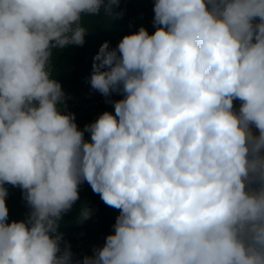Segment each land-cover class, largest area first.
Masks as SVG:
<instances>
[{
	"label": "clouds",
	"instance_id": "1",
	"mask_svg": "<svg viewBox=\"0 0 264 264\" xmlns=\"http://www.w3.org/2000/svg\"><path fill=\"white\" fill-rule=\"evenodd\" d=\"M119 4L0 0V264H72L58 229L84 181L119 215L82 264H264V0H154L153 34L95 55L91 88L123 98L81 130L53 50Z\"/></svg>",
	"mask_w": 264,
	"mask_h": 264
},
{
	"label": "trees",
	"instance_id": "2",
	"mask_svg": "<svg viewBox=\"0 0 264 264\" xmlns=\"http://www.w3.org/2000/svg\"><path fill=\"white\" fill-rule=\"evenodd\" d=\"M154 0H120L116 12H122L120 18L109 17L103 9L98 15L82 17V26L88 29L84 36V44L68 45L63 49H54L49 65L52 78L57 80L66 97L77 96L81 99H113L122 98V94L113 92L105 97L99 91L91 88L90 76L95 55L101 45L107 41L110 48H116L124 35L138 32L141 26L149 34H153ZM239 100L234 106L238 109ZM82 118L95 120L89 115L79 112ZM8 196L6 205L9 209V222L23 221L29 212V207L23 198L22 190L6 184ZM79 199L70 212L63 216L58 231L63 234V242L70 246L73 254L72 264H82L83 257L94 254L101 248L107 235L113 234V225L119 210L107 206L99 194L94 193L91 186L84 181L79 185ZM87 205L92 210L89 219L78 223L77 217L81 207ZM61 247H64L62 243Z\"/></svg>",
	"mask_w": 264,
	"mask_h": 264
},
{
	"label": "built area",
	"instance_id": "3",
	"mask_svg": "<svg viewBox=\"0 0 264 264\" xmlns=\"http://www.w3.org/2000/svg\"><path fill=\"white\" fill-rule=\"evenodd\" d=\"M122 98L81 99L77 96L76 97L70 96V97H67L66 103L62 111L64 113H73L75 115V122L77 123V126H85L86 124H90L94 122L105 111H109L114 114V105L108 101L109 100L115 101V100H119ZM234 103H235V100H234ZM81 111L83 112L84 115H89L91 118H94L95 120H84L82 118H79L77 113ZM85 121H87L86 124H85ZM85 139H90V137H86Z\"/></svg>",
	"mask_w": 264,
	"mask_h": 264
},
{
	"label": "rangeland",
	"instance_id": "4",
	"mask_svg": "<svg viewBox=\"0 0 264 264\" xmlns=\"http://www.w3.org/2000/svg\"><path fill=\"white\" fill-rule=\"evenodd\" d=\"M77 115H78L79 118H82L81 115H80L79 113H77ZM82 119L87 120V119H85V118H82ZM84 120H82V121H84ZM86 122H87V121H85V124H86ZM82 123H83V122H82ZM78 128L81 129V130H83L84 126H78ZM86 137H90V134L87 133V132H85V137H84V138H86ZM85 140H90V139H85Z\"/></svg>",
	"mask_w": 264,
	"mask_h": 264
}]
</instances>
